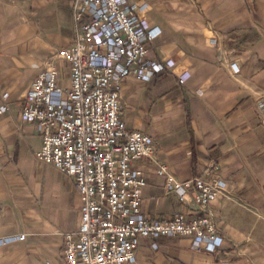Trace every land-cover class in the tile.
<instances>
[{
    "label": "crops",
    "instance_id": "obj_1",
    "mask_svg": "<svg viewBox=\"0 0 264 264\" xmlns=\"http://www.w3.org/2000/svg\"><path fill=\"white\" fill-rule=\"evenodd\" d=\"M130 1L145 5L142 15L160 30L143 60L173 64L121 84L126 128L155 145L152 158L134 162L146 180L141 211L157 219L196 213L190 193L184 202L165 189L159 165L178 181L213 168L227 196L210 204L223 238L216 251L163 237L156 249L142 241L123 264H264V0ZM74 29L72 0H0V264H66L63 234L79 228L72 179L35 158L41 136L21 119L25 91L73 43ZM56 64L63 79L68 64Z\"/></svg>",
    "mask_w": 264,
    "mask_h": 264
},
{
    "label": "built area",
    "instance_id": "obj_2",
    "mask_svg": "<svg viewBox=\"0 0 264 264\" xmlns=\"http://www.w3.org/2000/svg\"><path fill=\"white\" fill-rule=\"evenodd\" d=\"M144 8L130 0H72L73 43L51 55L22 98L21 119L41 136L35 158L69 176L79 198V228L63 234L66 264L131 263L142 241L152 240L156 249L163 237H189L195 249L208 252L223 242L210 204L227 189L213 168L185 181L157 168L167 191L184 202L191 194L196 213L190 217L148 218L141 211L146 180L134 162L152 158L155 145L148 134L126 128L121 84L129 76L147 81L173 65L143 60L147 43L160 33ZM57 61L68 64L67 86ZM3 209L0 201V216Z\"/></svg>",
    "mask_w": 264,
    "mask_h": 264
},
{
    "label": "rangeland",
    "instance_id": "obj_3",
    "mask_svg": "<svg viewBox=\"0 0 264 264\" xmlns=\"http://www.w3.org/2000/svg\"><path fill=\"white\" fill-rule=\"evenodd\" d=\"M63 71H65V73H63V85L67 86L68 84V81H67V78H66V73H67V69H63Z\"/></svg>",
    "mask_w": 264,
    "mask_h": 264
}]
</instances>
